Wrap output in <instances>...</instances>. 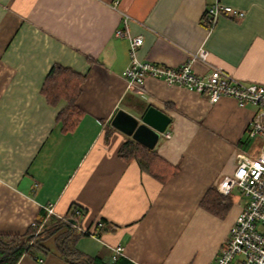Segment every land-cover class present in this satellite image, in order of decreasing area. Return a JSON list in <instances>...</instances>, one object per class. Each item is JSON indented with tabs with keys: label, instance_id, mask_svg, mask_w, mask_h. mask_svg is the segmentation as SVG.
<instances>
[{
	"label": "crops",
	"instance_id": "0c3cea01",
	"mask_svg": "<svg viewBox=\"0 0 264 264\" xmlns=\"http://www.w3.org/2000/svg\"><path fill=\"white\" fill-rule=\"evenodd\" d=\"M216 2L246 15H223L210 28L205 15ZM136 35L144 37L141 60L177 67L203 48L207 60L192 61L198 75L221 66L264 84V0H0V234L27 233L49 205L56 218L77 205L82 229L106 228L76 240L87 257L108 260L121 245L135 264H212L246 201L234 189L224 218L201 202L234 172L236 153L264 151L254 146L263 134L249 133L261 107L211 102L209 91L154 78L130 90L124 72ZM56 63L86 77L77 102L85 115L69 132L57 120L67 101L52 105L41 93ZM150 106L171 118L154 147L157 164L178 167L165 181L152 172L161 169L119 156L134 138L112 125L119 109L140 116ZM66 230L52 229L46 252L18 264H75L58 246Z\"/></svg>",
	"mask_w": 264,
	"mask_h": 264
},
{
	"label": "built area",
	"instance_id": "2783aa9c",
	"mask_svg": "<svg viewBox=\"0 0 264 264\" xmlns=\"http://www.w3.org/2000/svg\"><path fill=\"white\" fill-rule=\"evenodd\" d=\"M223 15L242 18L246 14L242 10L216 2L206 12L207 25L213 28ZM127 33L126 30L118 29L116 35L124 36ZM129 40L131 62L124 77L130 90H137L148 78H154L200 93L209 91L211 102H217L222 97H231L241 106L256 104L261 110L250 123L249 133L252 136H264V84L244 82L221 66H214L206 76L198 75L192 67V61H206L207 49H200L183 65L171 67L138 57V50L144 42L142 35L129 36ZM235 163L234 172L223 176L217 188L224 195L238 189L246 205L231 226L229 236L212 264H264V151L256 157L240 151L235 155ZM46 210L47 217L55 215L53 205L47 206ZM77 214L82 215V212L78 210ZM102 224L99 222V225ZM74 225L80 231L86 232L79 224ZM88 233L94 235L92 230ZM123 252L121 245L113 247V258L123 255Z\"/></svg>",
	"mask_w": 264,
	"mask_h": 264
},
{
	"label": "trees",
	"instance_id": "16d2710c",
	"mask_svg": "<svg viewBox=\"0 0 264 264\" xmlns=\"http://www.w3.org/2000/svg\"><path fill=\"white\" fill-rule=\"evenodd\" d=\"M85 78V75L72 70L70 67L56 63L51 68L41 88V93L50 104L56 105L62 99L67 101L66 106L57 115L58 122L62 124V129L66 132L75 130L85 115V111L77 103ZM119 156L127 161L138 160L145 170L161 169L159 171L160 175L155 174V171H150L162 181L178 172L176 166L157 164L155 159L158 157L154 152V148H149L134 139H129L123 144L119 150ZM201 204L211 213L224 218L233 204V199L231 195H222L217 190L210 189ZM78 210L82 212V215L77 214ZM84 213L83 208L75 205L70 212L63 216L64 219L50 216L46 221V214H43L23 235L0 234V264H18L25 254L46 252L43 242L50 234L54 233V231H50L64 227L67 230L57 238L58 246L64 256L73 263L135 264L122 255L116 258H112V256L108 260L100 261L99 257H87L80 253L75 248V242L80 236L89 235V230H92L95 236H101L106 231L103 222L102 225H99L101 221L96 222L94 229L88 228L86 232L79 231L74 224L80 225L79 221Z\"/></svg>",
	"mask_w": 264,
	"mask_h": 264
},
{
	"label": "water",
	"instance_id": "95a60500",
	"mask_svg": "<svg viewBox=\"0 0 264 264\" xmlns=\"http://www.w3.org/2000/svg\"><path fill=\"white\" fill-rule=\"evenodd\" d=\"M170 122V116L154 106H150L140 116L122 108L112 119L115 128L149 148L155 147L161 133L166 131Z\"/></svg>",
	"mask_w": 264,
	"mask_h": 264
},
{
	"label": "rangeland",
	"instance_id": "374dc122",
	"mask_svg": "<svg viewBox=\"0 0 264 264\" xmlns=\"http://www.w3.org/2000/svg\"><path fill=\"white\" fill-rule=\"evenodd\" d=\"M253 144V140H252V143H251V145ZM255 144H256V146H258L257 148H261V145L262 144H264V138L262 137V139H256V143H254V146H255ZM253 146V145H252ZM238 193V189H235L234 190V193ZM218 193H221V192H219L218 191ZM222 194V193H221ZM222 195H224V194H222ZM43 257H45V256H43Z\"/></svg>",
	"mask_w": 264,
	"mask_h": 264
}]
</instances>
